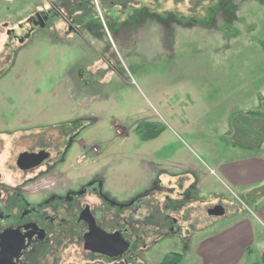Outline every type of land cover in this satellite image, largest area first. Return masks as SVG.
Listing matches in <instances>:
<instances>
[{
	"label": "rangeland",
	"instance_id": "obj_1",
	"mask_svg": "<svg viewBox=\"0 0 264 264\" xmlns=\"http://www.w3.org/2000/svg\"><path fill=\"white\" fill-rule=\"evenodd\" d=\"M86 1L0 0V139L78 121L84 132L69 159L89 152L82 173L106 175L119 195L159 178L161 200L195 205L182 223L192 241L164 237L148 264L175 252L182 264H202L196 252L206 235L249 227L256 243L242 264H264V182L236 188L217 171L241 153L261 152L263 129L254 128L246 152L232 144L242 143L235 130L252 132L242 112L264 108V0ZM45 10L49 26L29 31ZM91 13L98 30L56 29L75 17L89 25ZM125 22L130 27L117 34ZM147 124L163 131L153 136ZM218 206L222 219L208 215ZM207 220V231L195 229Z\"/></svg>",
	"mask_w": 264,
	"mask_h": 264
},
{
	"label": "flooded vegetation",
	"instance_id": "obj_2",
	"mask_svg": "<svg viewBox=\"0 0 264 264\" xmlns=\"http://www.w3.org/2000/svg\"><path fill=\"white\" fill-rule=\"evenodd\" d=\"M94 17L91 13L89 25L87 18L75 17L79 26L69 19L63 34L98 30ZM32 20L31 32L42 22L41 28H47L52 15L45 10ZM129 25H120L117 34ZM68 125L0 139V155L8 153L0 165V264H148L149 250L164 237L180 235L189 241L182 223L189 225L194 208L171 196L161 200L165 189L159 178L143 190L123 189L119 195L106 175L82 173L89 152L73 159L69 155L84 128L78 121ZM24 155L39 157L20 161Z\"/></svg>",
	"mask_w": 264,
	"mask_h": 264
},
{
	"label": "crops",
	"instance_id": "obj_3",
	"mask_svg": "<svg viewBox=\"0 0 264 264\" xmlns=\"http://www.w3.org/2000/svg\"><path fill=\"white\" fill-rule=\"evenodd\" d=\"M57 31L63 32L60 26H57ZM249 111H243L247 113ZM230 134L231 131L226 132ZM228 146H231L227 144ZM234 146V145H233ZM264 142L260 146V153L252 155L242 154L241 158L232 160L233 162L223 161L218 166L219 173L230 185L236 188L250 187L258 185L264 182ZM239 148L240 152H246L244 148L235 146V150ZM249 156V157H248ZM195 175H199L198 171H193ZM194 181V180H192ZM195 201V200H194ZM192 203V202H191ZM193 204V203H192ZM195 205L190 207H194ZM211 217V216H210ZM219 218V217H216ZM224 217H220L222 219ZM260 218L264 221V210L260 212ZM205 224L200 228H195L207 231L210 227V221H205ZM209 224V225H208ZM209 227H206V226ZM193 236L190 235L189 243L192 241ZM188 243V244H189ZM256 243V235H252V230L249 227L247 232L244 229L238 231L227 232L222 230L219 234L211 235L203 238L199 247L197 248V260L196 263L202 264H242L243 259H246L247 255L251 254L253 245ZM188 249V244L185 243ZM184 253V252H183ZM188 256H193L191 250H186ZM258 263V262H257Z\"/></svg>",
	"mask_w": 264,
	"mask_h": 264
},
{
	"label": "trees",
	"instance_id": "obj_4",
	"mask_svg": "<svg viewBox=\"0 0 264 264\" xmlns=\"http://www.w3.org/2000/svg\"><path fill=\"white\" fill-rule=\"evenodd\" d=\"M261 99L263 101L264 97H262ZM261 105L262 106L259 110L242 113L243 116L241 117V120L245 121V119H248L251 122V124H249L248 122L246 123L250 125L252 132L251 131L247 132L245 131V129L235 130L236 132L235 135L238 137V140H240V142L242 143H233L232 145L248 149L249 146L253 145L251 144V142H248V141L249 140L251 141L254 138L253 136H255V134L253 133V131L255 132L254 128H256V130H261V129L264 130V108H263L262 103ZM260 121H263V122L259 123ZM144 126L145 124L141 125V127H144ZM147 126H149L150 128H153V131L151 132L153 136H156L163 131V129L159 128L157 125L147 124ZM231 134H233V130H231L230 135ZM263 142H264V138L261 144ZM183 258H184V255L180 252L171 253L167 255L166 257H164L162 264H182ZM254 264H259V263H254Z\"/></svg>",
	"mask_w": 264,
	"mask_h": 264
},
{
	"label": "water",
	"instance_id": "obj_5",
	"mask_svg": "<svg viewBox=\"0 0 264 264\" xmlns=\"http://www.w3.org/2000/svg\"><path fill=\"white\" fill-rule=\"evenodd\" d=\"M41 22H42V20H41ZM44 26H45V24H44V22H42L41 27H44ZM26 157L35 158L36 159V157H39V156H27V155H24V156H21L20 161L21 160H25ZM225 214H226L225 209L223 207H221V206L215 207V208L210 209L208 211V215L212 216V217H219L220 218V217H224Z\"/></svg>",
	"mask_w": 264,
	"mask_h": 264
}]
</instances>
